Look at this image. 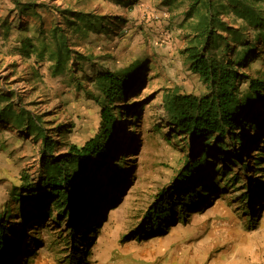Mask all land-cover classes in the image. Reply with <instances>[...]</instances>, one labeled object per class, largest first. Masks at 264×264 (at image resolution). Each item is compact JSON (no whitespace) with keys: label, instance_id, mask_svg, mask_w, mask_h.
I'll return each instance as SVG.
<instances>
[{"label":"rangeland","instance_id":"374dc122","mask_svg":"<svg viewBox=\"0 0 264 264\" xmlns=\"http://www.w3.org/2000/svg\"><path fill=\"white\" fill-rule=\"evenodd\" d=\"M35 1L123 18L125 28H118L111 37L68 33V43L72 51L95 62L87 63L89 68L93 64L117 70L140 60L143 80L115 99L106 157L87 173L84 204L72 207L69 215L67 206L55 205L58 199L37 228L22 223L16 198L24 195L21 176L34 181L40 174V141L12 123H0V209L11 208V237L18 244L14 254L3 256L4 264H71L66 255L80 232L79 242L73 244L81 247L87 241L89 254L77 264H264V158L259 170L253 164L256 153L264 155V110L256 116L257 128L247 126L239 132L240 143L224 150L209 149L203 187L190 183L185 188L178 183L183 160L198 144L167 121L162 93L165 88L194 95L205 91L179 53L187 38L201 29L195 17L183 16L185 1L139 0L131 7L128 0ZM11 7L10 0H0V17ZM40 12L47 26V14ZM8 24V20L0 23V36L4 35L0 91L42 115L53 139L82 144L96 131L99 120V106L89 95L95 92L94 86L75 66L53 74L46 56L35 60L20 55L14 47L25 32H12ZM256 52L252 54L256 58L240 71L255 75L264 70ZM74 56L70 55L69 63ZM62 126L68 129L64 135ZM244 163L245 169L240 168ZM171 189L178 202L187 201L184 196L189 189L199 192L198 201L202 193L205 196L195 208L178 204L164 224L149 230L147 211Z\"/></svg>","mask_w":264,"mask_h":264},{"label":"trees","instance_id":"16d2710c","mask_svg":"<svg viewBox=\"0 0 264 264\" xmlns=\"http://www.w3.org/2000/svg\"><path fill=\"white\" fill-rule=\"evenodd\" d=\"M10 1L12 7L8 11L3 10L0 23L3 25L8 20V28L12 32H25L17 39L14 49L24 57L33 56L35 60L46 56L50 62L49 70L53 74L64 73L71 66H75L76 71L82 69L95 88V92L89 95L99 106L96 131L77 145L53 139V134H49L43 126L42 115L31 112L21 103L10 101V95L0 91V103L3 102L0 106V123H12L15 129L40 141V174L34 181H29L26 175H22L24 195L16 198L19 201L20 216H23L22 223L33 226L30 228H37L44 224L50 214L51 204L58 199L61 200L55 205L59 204V208L67 206L69 215L72 207L79 209L84 204L82 196L85 193L87 173L96 166V161H102L106 157V143L115 121V99L130 92L134 84L143 80L140 74L143 62L131 61L126 67L117 70L93 64L89 68L95 62L87 55L70 49L68 33L111 37L118 28H125L126 21L121 17H107L77 9L76 6L49 5L44 1ZM137 1L139 0H128L129 7L138 3ZM167 1L171 3L179 0ZM183 1V16L195 17L201 29L187 38L186 45L179 53L184 56L187 69L198 76L205 91L194 95L175 88H165L161 99L167 121L176 131L182 132L198 144L195 149L191 148L190 155L183 160L176 175L178 183H182L185 188L190 183L201 188L204 186L202 180L207 174L205 168L209 149L224 150L234 143H240L242 135L239 132L247 126H259L256 116L264 110V70L251 75L240 71V68L247 67L256 58V55H252L253 51L260 53L257 57L264 65V56L261 55H264V0ZM41 10L47 14V26ZM2 38L4 35L0 36ZM257 43L260 45L256 48ZM72 53L75 56L69 63ZM67 131L62 126L60 133L64 135ZM256 154L253 164L259 170L258 166L262 164L264 155L260 152ZM244 164L240 168L245 169L246 163ZM172 190L165 192L147 211L149 230L159 227L160 222L164 224L163 220L169 219L168 214L178 204L189 206V209L195 208L201 197L205 196L202 193L198 201L199 192L189 189L184 196L188 197L187 201L178 202L170 195ZM161 192L163 193L162 189ZM184 197L182 199L186 200ZM10 210L8 206L0 209V264L7 263L6 257L14 254V249L18 250V244L11 237L14 229L9 220L13 214ZM63 212L60 211L61 214ZM69 234L71 236L73 231L69 230ZM81 234L82 232L75 235L73 243L79 242ZM73 243L66 255L67 261L71 264L79 261L84 263L89 254L87 241L82 242L81 247ZM3 256L6 257L3 259Z\"/></svg>","mask_w":264,"mask_h":264},{"label":"crops","instance_id":"0c3cea01","mask_svg":"<svg viewBox=\"0 0 264 264\" xmlns=\"http://www.w3.org/2000/svg\"><path fill=\"white\" fill-rule=\"evenodd\" d=\"M148 247H149V246H148ZM124 248H125L126 251L128 252V245H126ZM152 248H153V247H152ZM153 252H155V251H153Z\"/></svg>","mask_w":264,"mask_h":264}]
</instances>
